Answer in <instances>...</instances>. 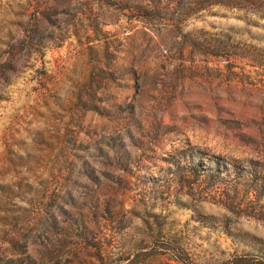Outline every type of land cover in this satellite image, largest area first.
Returning <instances> with one entry per match:
<instances>
[{"label":"rangeland","instance_id":"374dc122","mask_svg":"<svg viewBox=\"0 0 264 264\" xmlns=\"http://www.w3.org/2000/svg\"><path fill=\"white\" fill-rule=\"evenodd\" d=\"M0 264H264V0H0Z\"/></svg>","mask_w":264,"mask_h":264}]
</instances>
